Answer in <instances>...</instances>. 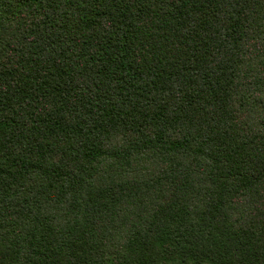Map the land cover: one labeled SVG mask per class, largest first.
Segmentation results:
<instances>
[{
    "label": "trees",
    "instance_id": "16d2710c",
    "mask_svg": "<svg viewBox=\"0 0 264 264\" xmlns=\"http://www.w3.org/2000/svg\"><path fill=\"white\" fill-rule=\"evenodd\" d=\"M0 264H264V0H0Z\"/></svg>",
    "mask_w": 264,
    "mask_h": 264
}]
</instances>
